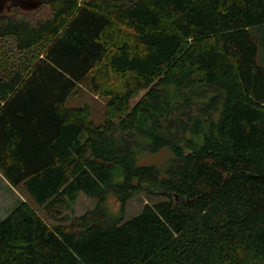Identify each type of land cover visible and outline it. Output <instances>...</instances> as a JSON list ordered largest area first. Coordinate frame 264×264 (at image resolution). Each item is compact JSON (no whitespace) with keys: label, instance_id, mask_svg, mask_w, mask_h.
I'll list each match as a JSON object with an SVG mask.
<instances>
[{"label":"trees","instance_id":"obj_1","mask_svg":"<svg viewBox=\"0 0 264 264\" xmlns=\"http://www.w3.org/2000/svg\"><path fill=\"white\" fill-rule=\"evenodd\" d=\"M42 1L0 16L19 60L0 68V174L58 224L20 200L0 264H264V0ZM89 75L100 125L66 107ZM164 148V171L138 164ZM80 195L95 209L64 216ZM138 195L127 221L107 209Z\"/></svg>","mask_w":264,"mask_h":264},{"label":"rangeland","instance_id":"obj_2","mask_svg":"<svg viewBox=\"0 0 264 264\" xmlns=\"http://www.w3.org/2000/svg\"><path fill=\"white\" fill-rule=\"evenodd\" d=\"M33 5H26L25 7L22 5H19L15 8H13L10 12H7V14H14L17 11L21 12H33L34 18H43L50 16V10L48 5H46V2L43 3V5L39 7H32ZM6 14V13H5ZM33 16V15H32ZM29 17V16H28ZM27 17V18H28ZM251 33L257 38L258 44L260 47V54H259V62L264 65V25L262 26H256L252 27L250 29ZM0 68H6L5 70H9L8 66L13 64H18L19 60L15 57V53L13 52V49L11 47V44L6 41H0ZM4 54L7 56L3 60L2 57ZM35 54L34 52L31 53V56L33 57ZM90 81L91 76H87L83 81H81L75 91L71 93L69 98L66 102L67 108H80L84 106H90L92 110V121L95 122L97 125L103 124L105 121V111H106V105L108 103V99L95 95L90 87ZM173 158L172 151L168 148L161 149L157 152H145L142 151L139 153L137 162L140 165H147V166H154L157 169L164 171V169L168 166L170 160ZM0 179H3L0 175ZM4 180V179H3ZM2 181H0V189L2 187ZM14 192H10L8 189L4 195V190H0V220H2L6 215H8L17 205V202L27 201L28 203H31L36 211L40 212V215L43 219L46 220V222L50 226H56L58 223L47 218L46 214L39 210L34 204H36L33 200V198L28 194V192L25 189V186L22 185L18 189H14ZM147 201H150L149 198L145 197L144 195H138L134 198H131L125 209L124 213H122V208L120 203L117 201V199L114 196L109 197L107 201V209L110 211V213L113 214V216H121L123 215V221H127L135 216H137L140 211H142L143 206ZM6 211H3L4 206L2 204H7ZM97 206V201L90 199L86 197L85 195H80L78 200L75 204L72 205L71 209L67 211L64 216H80L84 214L86 211L95 209Z\"/></svg>","mask_w":264,"mask_h":264},{"label":"flooded vegetation","instance_id":"obj_3","mask_svg":"<svg viewBox=\"0 0 264 264\" xmlns=\"http://www.w3.org/2000/svg\"><path fill=\"white\" fill-rule=\"evenodd\" d=\"M24 1L22 6H26V5H35L37 3L43 5V1L42 0H22ZM19 6V2L17 0H4V1H0V16L8 15L7 12H10L13 8ZM32 6V7H33ZM7 11V12H6Z\"/></svg>","mask_w":264,"mask_h":264},{"label":"crops","instance_id":"obj_4","mask_svg":"<svg viewBox=\"0 0 264 264\" xmlns=\"http://www.w3.org/2000/svg\"><path fill=\"white\" fill-rule=\"evenodd\" d=\"M1 175V174H0ZM3 178V177H2ZM4 179V178H3ZM0 179V181H2V187H1V189L0 190H4V195H5V193H6V191H7V189L10 191V192H14L13 190H14V188H12L11 187V185L4 179ZM19 203V201L17 202V204ZM1 204V203H0ZM3 206H4V208H3V211H6V207L8 206V202H7V204L5 203V204H2ZM7 216V215H6ZM5 216V217H6ZM4 217V218H5ZM3 218V219H4ZM1 221V220H0Z\"/></svg>","mask_w":264,"mask_h":264},{"label":"water","instance_id":"obj_5","mask_svg":"<svg viewBox=\"0 0 264 264\" xmlns=\"http://www.w3.org/2000/svg\"><path fill=\"white\" fill-rule=\"evenodd\" d=\"M0 1H4V0H0ZM18 2H19V5H22L23 4V2L24 1H22V0H17ZM42 5V3L41 4H39V3H37V4H35L33 7H39V6H41Z\"/></svg>","mask_w":264,"mask_h":264}]
</instances>
